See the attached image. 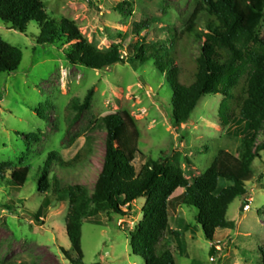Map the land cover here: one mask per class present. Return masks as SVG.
Masks as SVG:
<instances>
[{
  "label": "rangeland",
  "instance_id": "1",
  "mask_svg": "<svg viewBox=\"0 0 264 264\" xmlns=\"http://www.w3.org/2000/svg\"><path fill=\"white\" fill-rule=\"evenodd\" d=\"M41 1L52 20L73 21L83 37L99 50L121 46L127 57L140 37L148 45L166 46L180 68V83H192L201 43L193 35L179 39V33L198 0ZM124 2L131 5L126 12L117 8ZM140 23L148 27L138 30ZM202 24L203 21L200 27ZM247 27L261 30L264 36L257 12L250 14ZM39 30L38 24L31 23L22 34L10 30L0 20V38L23 54L19 70L0 78V171L11 178L16 170H30L27 183L20 190L0 184V264H72L69 256L74 258L75 254L65 225L67 187L80 183L90 192L94 190L107 143V132L97 123L98 119L127 111L140 133L138 149L144 157L137 159L138 164H145L148 159L164 160L180 166L189 179L203 174L220 150L238 155L242 143L236 132V98L229 102L228 117L224 118L221 111L225 96H205L191 120L175 127L171 84L153 61L140 66L126 59L125 64L104 70L74 66L67 58L69 45H38ZM244 83L243 80L236 92L241 91ZM92 89L93 100L82 114L70 108L73 102L82 105ZM40 107L47 108L46 119L37 114ZM30 134L36 135L37 140L28 143L26 136ZM263 141L260 132L255 148ZM87 142L92 149L88 163L78 172L64 175L65 190L52 197L43 224H37L34 216L45 197L38 190L37 179L48 155L58 153L61 160L69 161ZM53 170L58 171L57 166ZM182 193L179 190L173 197ZM10 201L16 203L13 211L2 207ZM145 203V198L135 201L132 214L127 217L96 213L92 207L82 229L84 263L144 264L133 254L131 234L144 220ZM196 216L195 209L170 203L169 228L162 244L172 251L176 264H261L264 152L253 162L252 179L246 184L245 195L229 207L227 227L216 232L215 242L207 240Z\"/></svg>",
  "mask_w": 264,
  "mask_h": 264
},
{
  "label": "trees",
  "instance_id": "2",
  "mask_svg": "<svg viewBox=\"0 0 264 264\" xmlns=\"http://www.w3.org/2000/svg\"><path fill=\"white\" fill-rule=\"evenodd\" d=\"M117 8L126 12L131 5L124 2ZM253 12L259 14L264 26V0H198L179 39L193 35L201 43V55L194 62L192 83L181 84L180 68L164 45H148L146 39L140 37L127 57L121 52V46L99 50L83 37L73 21L52 20L41 0H0V20L10 30L25 34L31 23L38 24V45H69L67 58L74 66L104 70L125 64L126 59L140 66L153 61L171 84L175 127L191 120L205 96H225L221 111L224 118L228 117L229 102L235 98L238 102L236 132L242 137L238 155L220 150L210 167L193 179L187 178L180 166L167 164L164 160L148 159L145 164H138L137 159L144 157L138 149L140 133L127 111L98 119L97 123L107 132V143L102 171L94 190L90 192L80 183L67 187L69 205L65 225L75 257L66 254L72 264H85L82 229L92 207L96 213L127 217L131 216L135 201L146 199L144 220L131 234L133 254L144 264H176L172 251L162 244L169 228L172 201L197 211L196 222L212 243L216 241V232L227 227L229 207L245 195L246 184L252 179V164L264 152V141L255 148L257 134L262 132L264 135V36L261 30L247 27ZM201 21L203 27H200ZM147 27L140 23L138 30ZM22 60L21 50L0 38V78L3 74L16 73ZM169 68L171 71L167 72ZM243 80V88L236 92ZM93 96L92 89L82 105L73 102L70 108L82 114L90 106ZM46 110V107H40L36 111L41 119H46ZM26 140L32 143L37 137L30 134ZM91 155L88 142L69 161L61 160L58 153L48 155L37 179L38 190L45 196L34 216L37 224H43L42 219L52 206V197L65 190L64 175L78 172ZM55 166L58 171L53 170ZM29 172L28 168H22L7 178L0 171V184L7 189L20 190L27 183ZM179 190L183 193L173 197ZM15 205L10 201L2 207L13 211ZM261 264H264V252Z\"/></svg>",
  "mask_w": 264,
  "mask_h": 264
},
{
  "label": "built area",
  "instance_id": "3",
  "mask_svg": "<svg viewBox=\"0 0 264 264\" xmlns=\"http://www.w3.org/2000/svg\"><path fill=\"white\" fill-rule=\"evenodd\" d=\"M247 209H249V207H247Z\"/></svg>",
  "mask_w": 264,
  "mask_h": 264
}]
</instances>
